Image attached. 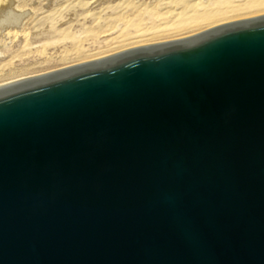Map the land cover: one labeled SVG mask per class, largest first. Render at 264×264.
Masks as SVG:
<instances>
[{
    "label": "water",
    "instance_id": "obj_1",
    "mask_svg": "<svg viewBox=\"0 0 264 264\" xmlns=\"http://www.w3.org/2000/svg\"><path fill=\"white\" fill-rule=\"evenodd\" d=\"M0 264H264V14L0 86Z\"/></svg>",
    "mask_w": 264,
    "mask_h": 264
},
{
    "label": "rangeland",
    "instance_id": "obj_2",
    "mask_svg": "<svg viewBox=\"0 0 264 264\" xmlns=\"http://www.w3.org/2000/svg\"><path fill=\"white\" fill-rule=\"evenodd\" d=\"M189 1H196L195 6L200 8L211 6L215 0ZM8 3L18 5L26 15L8 28H0V81L25 79L117 53L140 44V39L150 41L215 26L202 22L155 36L139 34L171 23L172 13L167 17L150 15L172 7L176 11L182 0H0V8ZM260 14L264 11L256 15ZM134 19L139 20L138 26L131 25ZM122 37L125 40L116 42ZM122 43L127 44L116 47ZM86 55L90 56L81 58Z\"/></svg>",
    "mask_w": 264,
    "mask_h": 264
},
{
    "label": "bare ground",
    "instance_id": "obj_3",
    "mask_svg": "<svg viewBox=\"0 0 264 264\" xmlns=\"http://www.w3.org/2000/svg\"><path fill=\"white\" fill-rule=\"evenodd\" d=\"M196 4H197L196 1L190 2L189 0H182V3L179 5L176 11L172 10V8H174L172 7L161 12L160 11L153 12L150 16L160 14L163 15L164 17H167L168 16L167 14L172 13L174 19L171 23H165L162 26V28L161 26L157 25L154 26V29L148 32L142 31V33L139 34L141 35L151 34L155 36V35L163 34L165 32H171L170 30L179 31V29L181 30L187 27H193L199 25L202 22H205L206 25L211 26L221 23L223 21L235 19V17L256 15L264 11V0H239V2H231L230 0H215L211 3L212 4L211 6H208V4H206L201 6L200 8L195 6ZM17 6L18 5L12 6L11 4H9L8 6L0 8V28L6 29L9 27V25L21 21L22 18L25 17L26 13L21 11V9L17 8ZM131 23H132L131 25L138 26L139 20L134 19L131 21ZM140 29L141 28L139 27L137 30ZM123 40H125V38L122 37V39H117L116 42H122ZM137 41H139L138 43H141L147 40L140 39ZM126 44L122 43L116 47H121ZM87 56L90 55H86L81 58L87 59L88 58ZM22 78L24 77L12 78L10 80L0 81V86L13 83Z\"/></svg>",
    "mask_w": 264,
    "mask_h": 264
}]
</instances>
